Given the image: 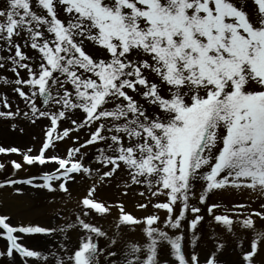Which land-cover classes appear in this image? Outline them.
<instances>
[{
	"label": "snow or ice",
	"instance_id": "1",
	"mask_svg": "<svg viewBox=\"0 0 264 264\" xmlns=\"http://www.w3.org/2000/svg\"><path fill=\"white\" fill-rule=\"evenodd\" d=\"M6 3L7 7L0 9V40L8 44L9 50L15 48V56L6 59L14 65L10 70L17 79L2 78L3 83L17 85L14 91L28 102L31 115L25 112V118L33 123L35 118H47L51 127L45 133L40 154L20 153L16 147H0V154H22L24 164L29 166L54 161L58 168L39 177L6 179L0 182V188L26 184L51 192L57 190L51 182L57 181L58 190L67 192L66 183L75 179L73 174L92 177L99 173V169L94 172L84 166L83 156L74 159L79 147L70 148L67 158L44 154L53 140L69 136L72 129L57 132V122L78 109L84 117L79 124L72 121L76 128L98 123L80 147L103 142L95 160L110 166V170L100 174L99 179L111 177L123 166L132 184L145 185L151 196L166 197V202L153 205L157 210H166L163 227H153L159 220L156 215L141 221L119 208L114 237L122 226L141 222L147 225L142 230L145 242H128L119 264H169L172 259L177 264H200L194 251L190 260L182 251L187 211L194 214L187 221L188 229L195 230L203 219L199 215L201 208L189 204L198 180L204 182L199 203L206 205L215 222L225 226L233 236L234 224L252 231L250 250L244 251L245 237H236V245L241 255L238 264H253L259 244L264 241V228L258 230L253 217L264 220V212L243 214V219L241 213L234 212L237 218L234 221L227 214H215L219 205H207L206 198L213 190L229 185L258 189L264 195V0H252L255 21L245 9L247 0H6ZM60 10L66 14L65 21L58 17ZM45 30L51 40L45 38ZM22 33L29 37L31 48L41 54L38 73L22 63L29 58L22 53L20 44L13 42V37ZM85 41L105 49L109 58L96 60L88 55L84 51ZM134 50L150 59H128ZM17 68L27 69L29 78H19ZM145 73H154L167 86V96L160 94V86L150 82ZM20 86H27L31 95ZM129 90L145 104L129 95ZM37 97L42 107L37 106ZM147 106L159 111L149 115ZM4 107L10 108L6 98ZM19 115V109L0 111L2 118L15 119ZM220 128L225 130L223 136ZM104 132L109 135H103ZM219 143L222 147L213 155ZM11 166L13 170L22 168L16 161H11ZM4 167L0 163V170ZM205 167L209 170L204 171ZM35 180L42 183L36 184ZM94 191V187L90 188L82 199L83 208L108 214V207L91 199ZM88 215V211L83 212L84 217ZM8 219L0 216L3 230L0 236L8 242L10 258L15 252L21 258H35L44 264L49 261L99 264L104 250L98 247L96 238L107 234L80 214L75 221L51 229L38 225L11 226L6 222ZM73 228H79L83 234L79 247L69 254L64 241ZM165 229L176 232L170 235ZM14 233L49 236L60 233L63 240L43 253L23 246L18 242L21 237ZM198 240L195 233L189 238L193 249ZM111 243L115 244L116 239H111ZM164 245L170 246V252L167 259L159 261L158 248ZM223 249L224 245L218 243L205 264H222L219 257Z\"/></svg>",
	"mask_w": 264,
	"mask_h": 264
},
{
	"label": "rangeland",
	"instance_id": "2",
	"mask_svg": "<svg viewBox=\"0 0 264 264\" xmlns=\"http://www.w3.org/2000/svg\"><path fill=\"white\" fill-rule=\"evenodd\" d=\"M252 19L255 20L256 16L252 15ZM91 57H93L96 60L103 59L102 55L99 54V52L93 53ZM38 71H39L38 69H35V72H38ZM145 75L147 76V78L149 79L150 82H155V83H157L160 86V89H161L160 94L163 96L164 89H163V87L160 84L159 78L156 75H154L153 73L152 74L148 73V74H145ZM12 77H13V75L11 76V78ZM19 78H23V77L19 76ZM16 79H17V77H16ZM252 87H256V86L253 84ZM27 94L31 95V93H27ZM201 94L203 95V92ZM18 96H19V94H18ZM20 99L21 98L19 96V98H18L19 102L17 100L15 102V104L16 103L17 104H21V102H20L21 100ZM141 99H142L141 97H138V100H141ZM143 103L144 102H141V104H143ZM1 109H2V107H1ZM20 110H22V108L19 109V111ZM158 111L159 110L157 108H155V107L147 106V112H148L149 115H154ZM83 117L84 116L82 114L79 115V114L66 113V117L64 119H62V120L57 122V132H61L63 129L67 128L65 126H67L73 120H75L76 123H78V122L81 123ZM97 126H98V123H96L95 125L86 126V127L82 128V129H77L75 131L76 134L74 133V135H75L74 137H76V140H86V139H88L90 137L91 132L95 131ZM49 127H51L50 120L43 121L41 123L39 121H36V122L31 123V124H29L27 126L28 129L32 128V130H33L32 132H34V133H37V131L41 130L42 132H38V133H39V135L43 134L42 137L46 136L45 133H46V131H47V129ZM30 134H31V132H30ZM102 134L107 136L106 132H104ZM14 136H19V135L14 134ZM3 139L4 138L1 137V132H0V141L2 140L3 141L2 144L5 145V146L6 145H13L14 147H19V146H22V145H26V143H25L26 138L14 137V138H6V140H3ZM73 143H74V140L70 141V142H63L62 145H63L64 149H67ZM102 145H103V142H97V147L102 146ZM82 193H83V191H79V192L76 191L77 195H80ZM142 200H145V197H143ZM196 204H198V203H195L194 205H196Z\"/></svg>",
	"mask_w": 264,
	"mask_h": 264
},
{
	"label": "bare ground",
	"instance_id": "3",
	"mask_svg": "<svg viewBox=\"0 0 264 264\" xmlns=\"http://www.w3.org/2000/svg\"><path fill=\"white\" fill-rule=\"evenodd\" d=\"M10 201H14V203L16 205L11 204ZM18 201H21V200H18L15 197H10L9 199L4 200V205L5 206L4 205L3 206H4V209H5V212L9 214L12 211H14V209L17 207V205H23V202H18ZM13 219L16 220L17 222H20V223H18L19 225H28V222H29L28 218L26 216H23V215H16V216H14ZM161 221L162 222L164 221L163 217H161ZM38 226H40V225H38ZM168 232L171 235L170 230H168ZM109 238L110 239L113 238V236H112V234L110 232H109ZM169 248H170V246H162V247H160L161 250H167ZM121 259H122V255L120 254V256L117 257L116 264H119V261Z\"/></svg>",
	"mask_w": 264,
	"mask_h": 264
}]
</instances>
